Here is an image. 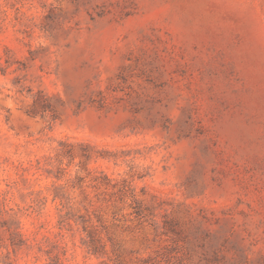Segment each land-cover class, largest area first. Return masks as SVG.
<instances>
[{"label": "rangeland", "instance_id": "obj_1", "mask_svg": "<svg viewBox=\"0 0 264 264\" xmlns=\"http://www.w3.org/2000/svg\"><path fill=\"white\" fill-rule=\"evenodd\" d=\"M0 264H264V0H0Z\"/></svg>", "mask_w": 264, "mask_h": 264}]
</instances>
